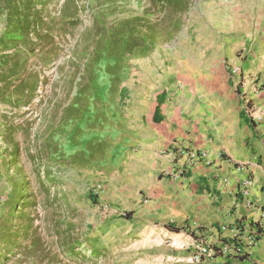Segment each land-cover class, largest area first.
<instances>
[{"label": "rangeland", "instance_id": "1", "mask_svg": "<svg viewBox=\"0 0 264 264\" xmlns=\"http://www.w3.org/2000/svg\"><path fill=\"white\" fill-rule=\"evenodd\" d=\"M234 74L264 87V0H0V264L145 257L141 206L104 192L130 104Z\"/></svg>", "mask_w": 264, "mask_h": 264}, {"label": "crops", "instance_id": "2", "mask_svg": "<svg viewBox=\"0 0 264 264\" xmlns=\"http://www.w3.org/2000/svg\"><path fill=\"white\" fill-rule=\"evenodd\" d=\"M236 78L206 89L197 78L167 88L151 84L149 93L133 98L126 144H115L104 192L115 204L141 206L134 212L151 236L143 258L130 249L133 242L122 244L119 264H264V87L248 79L237 87ZM185 151H206L210 162L165 177L172 163L186 161ZM235 227L261 234L251 247L242 236L239 256L192 259L199 241L232 242ZM159 233L171 241L160 243ZM185 244L189 253L175 249Z\"/></svg>", "mask_w": 264, "mask_h": 264}, {"label": "built area", "instance_id": "3", "mask_svg": "<svg viewBox=\"0 0 264 264\" xmlns=\"http://www.w3.org/2000/svg\"><path fill=\"white\" fill-rule=\"evenodd\" d=\"M186 161L183 163H172L170 168L163 171L165 177H178L182 174L184 167L186 165L192 164L195 161H204L206 163L210 162V159L207 156L206 151L194 152V151H185ZM233 241L224 242L220 246L210 245L204 240L199 241L191 254V257L195 261H201L203 259H211L214 257H235L243 254L244 250L240 246V241L243 238L245 239L246 246H253L259 236L260 232L255 230V232L243 234L239 228L235 227L233 231ZM245 246V245H244Z\"/></svg>", "mask_w": 264, "mask_h": 264}, {"label": "trees", "instance_id": "4", "mask_svg": "<svg viewBox=\"0 0 264 264\" xmlns=\"http://www.w3.org/2000/svg\"><path fill=\"white\" fill-rule=\"evenodd\" d=\"M128 214H129V213H128ZM169 228H171V229H173V230H177V228H175V227H171V226H170Z\"/></svg>", "mask_w": 264, "mask_h": 264}]
</instances>
